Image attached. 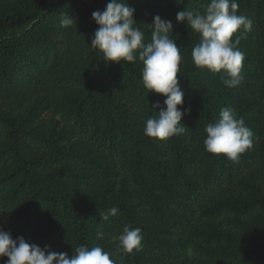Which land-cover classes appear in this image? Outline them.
<instances>
[{
    "label": "trees",
    "instance_id": "obj_1",
    "mask_svg": "<svg viewBox=\"0 0 264 264\" xmlns=\"http://www.w3.org/2000/svg\"><path fill=\"white\" fill-rule=\"evenodd\" d=\"M108 2L37 0L0 9V103L22 90L54 96L46 136L44 120L29 126L31 114L19 121L0 111V227L69 258L86 245L101 246L115 264H264V0H238V15L253 26L238 45L245 59L235 88L224 85L223 70L192 63L199 36L176 19L187 8L203 12L209 0H127L145 42L158 14L172 22L169 35L180 48L178 107L191 111L182 118L186 133L166 141L144 135L160 110L152 105H166L144 88L143 62L109 64L90 46L99 27L92 12ZM61 13L77 22L62 28ZM223 107L253 132L239 162L203 143ZM97 186L102 196L77 201ZM112 207L117 214L102 220ZM125 225L141 229V250L118 252L113 237Z\"/></svg>",
    "mask_w": 264,
    "mask_h": 264
},
{
    "label": "clouds",
    "instance_id": "obj_2",
    "mask_svg": "<svg viewBox=\"0 0 264 264\" xmlns=\"http://www.w3.org/2000/svg\"><path fill=\"white\" fill-rule=\"evenodd\" d=\"M182 3V0H179ZM238 0H209L203 12L189 10L177 12V22L184 23L199 36L191 52L192 63L198 68H207L212 73L224 71L223 83L229 88L239 86L243 80L242 68L244 53L238 48L243 33L252 30L251 18L238 15ZM135 9L127 0H109L103 11L92 12V19L99 26L91 37L90 46L99 50L102 59L111 62H143L142 82L149 93L162 94L165 99L161 107L157 101L152 105L160 109L158 116L149 118L144 127V135L166 141L168 138L183 135L187 127L182 118L191 108L178 107L184 104V92L177 74L181 72V52L177 42L170 38L172 22L160 15L153 17L151 41L145 42L144 32L135 27ZM77 20L67 13H61L60 26L70 28ZM241 35H236L239 30ZM235 36V38H234ZM234 38V39H233ZM203 141L206 151L224 154L233 162H239L240 155L253 144V132L245 125L243 117L237 118L234 110L223 107L219 119L205 127ZM117 207L100 213L102 220L115 216ZM103 233H97L101 238ZM140 228L123 227L118 236L113 237L121 254H131L142 248ZM7 257L6 261L3 258ZM0 261L2 264H115L110 253L101 246L91 249L86 245L74 248L69 258L67 252H56L51 246L43 247L29 242L25 237L13 238L10 231L0 227Z\"/></svg>",
    "mask_w": 264,
    "mask_h": 264
},
{
    "label": "rangeland",
    "instance_id": "obj_3",
    "mask_svg": "<svg viewBox=\"0 0 264 264\" xmlns=\"http://www.w3.org/2000/svg\"><path fill=\"white\" fill-rule=\"evenodd\" d=\"M37 0H0V9L10 11L25 5L27 2H35ZM4 101L0 103V111L9 118H16L19 121H24L29 116L31 123L29 126H37L41 120H44L43 133L46 136L53 128V94H44L38 91L22 90L17 94H7ZM61 129V127H58ZM77 152H85L80 149V146L76 147ZM76 172L81 175L87 174L86 169L73 167ZM58 175H54L57 177ZM80 189L75 187V189ZM67 189L69 187L67 186ZM81 190V189H80ZM79 192V191H77ZM81 194L78 197L79 203L90 202L94 197L102 196V189L97 186L91 191H80Z\"/></svg>",
    "mask_w": 264,
    "mask_h": 264
}]
</instances>
